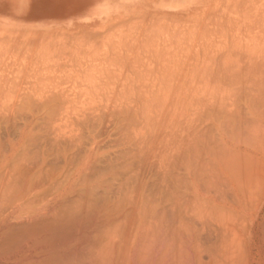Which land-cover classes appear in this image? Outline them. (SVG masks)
Segmentation results:
<instances>
[{"label": "bare ground", "instance_id": "bare-ground-1", "mask_svg": "<svg viewBox=\"0 0 264 264\" xmlns=\"http://www.w3.org/2000/svg\"><path fill=\"white\" fill-rule=\"evenodd\" d=\"M123 1L110 0L109 2L114 9L115 6L121 7ZM129 1L131 5L132 2L135 4L134 0H125L126 3H123V6ZM208 1L155 0V5L162 17L164 15V18L170 16L175 19L187 15V11L195 3L203 2L204 5ZM234 1L232 0V2ZM248 2L250 4V1ZM233 4L235 6L236 1ZM228 5L230 7V3ZM233 10L236 12L235 9ZM240 11L245 14L247 12L243 8ZM252 11L254 12L253 9ZM112 12L108 17H100L99 24L103 28H105V23L108 24L111 19L116 18V16L110 18ZM241 12L237 13L242 14ZM145 13L143 11L142 14L146 15ZM248 13L250 12L248 11ZM245 14L241 16H245ZM248 15L245 17L249 18ZM151 16L153 17V14ZM218 16H220L219 13ZM258 16L260 15L258 14ZM162 17L160 18L162 19ZM260 19L262 18L260 17ZM86 23L85 21L83 25L87 26ZM221 23L222 26L226 25ZM248 24L252 25L253 22ZM256 26L254 25V27ZM167 27L169 26L167 25ZM254 27L251 30H254ZM220 28L223 31L224 28ZM108 29L110 30V28ZM261 29L258 32L262 31ZM221 30L219 29V33L217 32L219 37ZM32 31H30L31 34ZM193 31L196 30L193 29ZM81 32L83 31L80 30ZM127 32L126 36L129 34V30ZM199 32L197 31V33ZM256 32L254 35H257ZM38 33L40 32L38 31ZM156 34L158 33L156 32ZM5 36L8 38L7 35ZM11 36H13L12 33ZM31 36L34 37L35 34ZM76 36L78 37L79 34ZM81 36L73 39V35L72 42H77L74 45L77 46L78 42L81 43ZM83 36L85 37V35ZM158 36L161 38L160 35ZM32 37L28 39L30 40ZM129 37L133 39L132 36H128V39ZM257 37L260 39L259 36ZM102 41L99 40V44ZM183 43L179 44L183 46ZM235 43L233 45H236ZM23 44L25 46L24 41ZM53 44L51 43L50 46L56 48L54 53L59 54L57 49L61 50L60 54L62 52L64 54L67 48L68 51L70 50L69 47L65 48L61 44L62 51L60 46L57 47L58 44L55 42ZM111 44L114 46L115 42H111ZM147 44L145 45L148 46ZM40 45L42 43L36 44L37 48L33 47V51L35 52L43 46ZM92 45L96 44L93 42ZM186 45L189 47L188 44ZM261 45L257 44L256 48L258 46L261 48ZM24 46L22 45L20 49ZM38 46H40L39 49ZM76 46H72L74 49H72V53ZM83 46H78L82 51L77 53L78 49L75 51L78 56L80 52H86L85 48L82 49ZM107 46H109V42ZM242 46L246 47L248 44ZM53 47H50L51 50L53 49L52 52L54 51ZM90 47L93 48L91 45ZM130 47V49L133 48V46ZM240 47L238 49L236 46L235 49L238 51L243 48ZM42 49L43 47L40 49L43 52L44 49ZM174 49L176 50V48ZM206 49L208 50V47ZM243 49L245 50V48ZM262 49L264 50L263 47ZM16 50L19 51V49ZM48 50L50 52V49ZM48 50H44V53ZM175 50L172 52L174 53ZM230 51L223 54L224 56L216 55L219 57L216 61L218 66L215 64L218 57H215L213 64L216 69L213 67L214 71L210 70L217 76L215 77L210 72L214 76L213 81L216 82L213 85L207 84L212 79L211 77L209 79L206 74L209 81H206L205 85V81L202 83L199 80L203 86L193 85L190 87L189 85L187 87L188 83L185 86H166V88H161V91L159 90L162 93L153 94L150 92L151 95L150 93L142 94L141 97L135 99L128 97L129 99L124 102L121 99H119L121 101L112 99L109 101V98L104 96L105 94L93 93L90 96H104V99L98 98V100L87 102L78 99L75 102L74 98L70 97V103L67 99L70 94L67 91L64 95L65 89L62 91L63 93L60 89V93L58 90L56 93L52 91L56 95L54 98L51 93L46 94L47 99L44 97V100H41L43 96L38 97L39 102L36 100V96L32 97L35 100L33 101L28 95L30 91H26L28 96L26 95L25 99L22 97L24 102L20 99L21 102L17 100V103H13L12 100V103L8 104L5 102L6 97L5 101L3 100L6 104L0 105L2 107L0 108V264H264V51L262 53L256 50V53L250 49L249 56H247L248 50L244 51V53H248L245 56L241 50L240 54H235L232 49L235 56L237 55L238 59L236 57L235 59L238 61L233 60V57L232 60L235 62L230 60V63L227 62L228 67L224 68L227 65L224 66V63L221 62L226 59L220 61V58L229 56ZM166 52L164 51V53ZM39 53L41 55V52ZM51 54L53 53L50 55L48 53V57ZM58 54L54 57L60 55ZM231 55H233L232 52ZM75 56L72 55V57ZM201 56L203 57L204 54ZM213 56L211 55L209 59L211 62ZM41 57L43 59V56ZM95 57L97 58V56ZM121 57L124 56L117 58ZM35 59L37 61V58ZM108 59H106L107 65L110 62ZM30 61L35 63V60ZM58 61L56 63L60 62ZM64 63L67 64L68 61ZM78 63L80 65L81 60ZM219 64H221L220 68L224 66L223 70L218 68ZM78 67L75 68L80 72ZM100 67L104 71V67ZM213 68L211 67V69ZM72 69L74 70V68ZM153 69L151 68L150 71ZM20 70L23 71L22 68ZM215 70L219 72H215ZM78 71H76L77 74ZM177 71L178 68L175 71L176 74ZM201 71L203 70L201 69ZM20 72L19 74L23 76ZM244 72L247 73L245 77L242 76L245 74ZM81 73L79 77L83 76ZM87 74L89 75V72ZM201 74L203 73H199V75ZM211 74L210 76H212ZM204 75L201 76L203 79ZM121 76L123 77V75ZM89 77L92 78L89 75L87 79H90ZM183 77L181 76V78ZM190 77L189 80H191ZM195 77L197 76L194 75L192 79ZM201 77L198 76L196 79ZM153 78L155 79L154 76ZM170 78L171 80L173 78V84L174 78L177 77L173 75ZM134 79H137L136 76ZM207 79L205 78V80ZM1 80L3 79L1 78ZM5 81L8 83L7 80ZM21 81L18 82L21 83ZM186 81L188 80L186 79ZM4 82H2V86L6 85L3 84ZM18 82L16 81V83ZM85 83L87 82L85 81ZM11 84L15 85L13 82ZM2 86L0 87V89L2 88L1 93L8 91V86L6 89ZM21 87L19 86V89ZM16 88L15 85L14 89ZM35 88L38 89L32 86V89ZM138 88L139 86L137 90ZM10 89L12 90V88ZM14 92L12 90V93ZM24 92H22L23 96H25ZM34 92L36 93V91ZM12 93H9V96ZM35 93L31 95L34 96ZM67 94L68 96H66ZM19 95L21 97V94ZM118 95L125 96L122 93L116 94L118 98ZM149 95L155 96V102L152 103H155V106L150 105V99L145 98ZM26 99L28 100L26 101Z\"/></svg>", "mask_w": 264, "mask_h": 264}, {"label": "rangeland", "instance_id": "rangeland-1", "mask_svg": "<svg viewBox=\"0 0 264 264\" xmlns=\"http://www.w3.org/2000/svg\"><path fill=\"white\" fill-rule=\"evenodd\" d=\"M110 0H0V40H2L1 42H0V87L2 86V82H4L5 80H7V82L8 83H3V84H8L7 86H8V91L6 92L5 90H4V88L6 89L7 88V86L6 85H4V86H2V87H4L3 88V90L5 91L4 93H3V91H2V93H1V91H0V105L1 106H3L2 104H6L7 102H8V104L9 103H12V100H13V103L14 102H16L17 103V100H19V102H21L20 101V99L23 101V99H25V97H26V95H27V92H29L28 93V95L29 96H31V98L33 97H37L36 98V100L38 101V97L39 98H41L42 96V98H41V100L43 99L44 100V97H45V95L47 94L48 95V93H51L52 95H54V93H52V91L54 92L55 91V93L57 92V90L59 91V89H60V91L62 92L63 91V89H65V91H64V95H65V92H67L68 94H70L69 96H68V94L66 95V96H68V98L66 97V96H64V97H66L67 99H68V101L70 102L71 101V99H73V100H75V102H77L78 101V99L81 101V99H83V102H87V101H93V100H98V98H102V99H104L103 97L105 96L106 98H109V101H110V99H112L113 101H121V100H123L122 102H124V101H127L129 98L128 97H131V99H135V98H139V97H141V95L142 94H148V93H153V94H158V93H162V92H160L161 90V88L163 89V88H166V86H169V87H175L176 85L178 86V85H181V86H185V84L187 85V83H188V86L187 87H189V85H190V87L192 86L193 87V85L194 86H196V85H200V86H203L202 85V83H204V81H205V83H204V85L206 84V81L208 82L209 81V79H210V77H211V79L212 80H210L207 84L208 85H213V83L214 84H216V82L215 81H213V78H214V74L210 71V70H212V71H214V68L216 69V66H218L217 64V60L219 59V57H220V55H223V54H226V52H228L229 50H231L230 52H229V56L228 55H226L225 57H223V56H221V58H220V61H221V59L223 60L224 58L226 59V60H223L221 63L225 66V65H227L226 67H224L223 65V67L224 68H227L228 67V63H230L231 61L230 60H232V58L234 57V59L233 60H236V61H238L237 59V55L235 56V54L237 53V54H240L239 52H241L242 50H244L243 48H245V50L244 51H247L248 50V55L246 54V53H244V51H242V53L243 54H245V56L247 55V56H249L250 55V49L252 50V52H256V50L257 51H260V52H262V51H264L263 49H262V47L264 48V37H262V36H264V28H262V26H264V0H253L254 1V3H253V1L252 0H235L236 1V3L237 4H235V6H236V8H234L235 6H233L234 4L233 3H235V1L234 2H232V0H230L229 2H228V0H220L219 2H218V0H209L208 2H206L204 5H203V2H197V3H195V5L192 7V8H190L189 9V11H187V15H183V16H181V17H177V18H175V19H173L172 17H170V16H166L167 17V19H165L164 18V15H163V17H162V14H159L160 12H159V10L158 9H156V5H155V0H134L135 1V4H133V2H132V5H131V3H130V1L127 3V4H124V6H123V3H126V2H121V7H117V6H115L114 7V9L112 8V6L110 5V2H109ZM141 1V2H140ZM240 1V2H239ZM245 1V2H244ZM248 1H250V4H249V2ZM136 2H138L137 4H139V5H137L136 4ZM217 2H218V4H217ZM220 2H222V3H220ZM224 2V3H223ZM258 4H257V3ZM213 3V4H212ZM230 3V7H228L229 4ZM232 3V4H231ZM238 3H241V5L242 6H240V4H238ZM245 3V4H244ZM256 3V4H255ZM141 4V5H140ZM253 6H252V5ZM212 5V6H211ZM216 5V6H215ZM219 5V6H218ZM220 5H221V7H220ZM223 5V6H222ZM238 5V6H237ZM248 5V6H247ZM133 6V7H132ZM203 6H204V9H203ZM209 6V7H208ZM211 6V7H210ZM227 6V7H226ZM232 6H233V9H235L236 10V12L232 9ZM252 6V7H251ZM239 7V9L241 10V8H243V9H245V11H247L246 12V14L244 13V12H241L239 9H237ZM251 9H250V8ZM134 8V9H133ZM213 8H215V9H213ZM247 8H249V9H247ZM263 8V9H262ZM115 9H117V10H115ZM206 9H208V10H206ZM209 9H210V11H209ZM247 9V10H246ZM252 9L254 10V12L252 11ZM259 9V10H258ZM213 10V11H212ZM251 10V11H250ZM113 11V12H112ZM143 11H144V13L146 14V15H143L142 13H143ZM154 11H156L155 13L157 14V15H154L155 13H154ZM243 11V10H242ZM248 11L251 13V15H250V13H248ZM260 11V12H259ZM85 13V15L84 16H82V17H80V19L79 20H74L73 18H71V17H73V15L74 14H76V13ZM110 12H112V16L110 17V18H113L114 16H116V18L114 19V20H112L111 19V22L110 23H108V24H104V27L105 28H103V26H101L99 23H100V21H101V19H100V17L101 16H103V17H108V15H109V13ZM148 12V13H147ZM153 12V13H152ZM205 12V13H204ZM210 12V13H209ZM242 13V14H238V13ZM114 13V14H113ZM150 13V14H149ZM153 14V17L151 16L152 14ZM208 13H209V15H208ZM218 13L220 14V16H218ZM249 15H248V14ZM254 13V14H253ZM140 14V15H139ZM214 14V15H213ZM215 14H217V15H215ZM245 14V16L246 15H248L249 16V18L247 17H245V16H241V15H244ZM253 14V15H252ZM258 14L260 15V16H258ZM131 15V16H130ZM143 15V16H142ZM159 15V16H158ZM161 15V16H160ZM191 17H190V16ZM204 15V17H202ZM206 15V16H205ZM262 15V16H261ZM125 16V18H122V17H124ZM145 16V18H143ZM216 16H217V19H216ZM223 16V17H222ZM252 16V17H251ZM257 16V17H256ZM151 17V19L149 20V18ZM156 17V18H155ZM160 17H162V19L160 18ZM219 17H221V18H219ZM227 17H228V19H227ZM243 17V18H242ZM260 17L262 18V19H260ZM102 18V17H101ZM109 18V19H110ZM147 18V19H146ZM158 18V19H157ZM160 18V19H159ZM186 18V19H185ZM191 18H192V20H191ZM194 18V19H193ZM208 18V19H207ZM241 18V21H239V19ZM146 19V20H145ZM155 19V20H154ZM165 19V20H164ZM177 19V20H176ZM201 19V20H200ZM210 19H211V21H214V22H211L210 21ZM214 19V20H213ZM235 19V20H234ZM252 19V21H250ZM259 21V22H262L261 24L257 21V20ZM88 20V21H87ZM120 20V21H119ZM131 20V21H130ZM142 20V21H141ZM154 20V21H153ZM156 20H157V22H156ZM191 20V21H190ZM196 20V21H195ZM231 20H233L232 22H231ZM254 20V21H253ZM256 20V21H255ZM85 21L87 22L86 24H87V26H85V25H83L84 23H85ZM117 21H118V23H117ZM126 23H125V22ZM137 21V22H136ZM148 21V22H147ZM167 21V22H166ZM176 21V22H175ZM185 21H187V22H185ZM200 21H201V23H200ZM227 21H228V23H227ZM235 21H236V24H235ZM115 22H116V24H115ZM131 22H133V23H131ZM145 22H147L146 24H145ZM163 22V23H162ZM184 22V23H183ZM198 22V23H197ZM221 22H223V25H225V26H222V23ZM252 23L253 22V26L250 24H248V23ZM256 24H255V23ZM82 25H81V24ZM122 23V24H121ZM137 23V24H136ZM150 23V24H149ZM156 23V24H155ZM172 23V24H171ZM195 23V24H194ZM80 24V25H79ZM112 24V25H111ZM119 24H121V25H119ZM148 24V25H147ZM169 26V27H167V25ZM172 26H171V25ZM194 24V25H193ZM198 24H199V27H198ZM227 24H228V26H227ZM108 25V26H107ZM116 25V26H115ZM127 27H126V26ZM133 25V26H132ZM191 25V26H190ZM232 25V26H231ZM236 25V26H235ZM254 25H257L256 27H254ZM259 25V26H258ZM101 26V27H100ZM119 26V27H118ZM141 26V27H140ZM145 26V27H144ZM246 26V27H245ZM113 27H114V29H113ZM116 27V28H115ZM121 27H123V28H121ZM181 27V28H180ZM197 27V28H196ZM204 27H205V29H204ZM220 27H222V29H223V31L221 30V28ZM228 29H227V28ZM248 27V28H247ZM252 27H254V30L252 29L251 30V28ZM262 29H261V28ZM99 28V29H98ZM103 28V29H102ZM108 28H110V30L108 29ZM131 28H133V29H131ZM140 28V29H139ZM163 28V29H162ZM177 28V29H176ZM179 28V29H178ZM196 28V29H195ZM13 29V31L14 30H16L15 31V33H17L16 35H15V33H13V31H10L9 32V30H12ZM17 29H18V31H19V33H18V31H17ZM85 29V30H84ZM138 29V30H137ZM161 31H160V30ZM193 29L194 30H196V31H193ZM217 29V30H216ZM219 29L222 31V32H224V33H222L221 31H220V37L218 36V31H219ZM227 29V30H226ZM229 29H230V31H229ZM259 29H261L262 31H259L258 32V30ZM2 30V31H1ZM33 30V31H32ZM35 30H37V31H35ZM78 30V31H77ZM80 30H82L83 32H81L80 33ZM108 30V31H107ZM114 30V32L112 33V31ZM129 30V34L126 36V34L128 33L127 31ZM142 30H143V32H142ZM155 30V31H154ZM158 30V31H157ZM169 30V31H168ZM179 30H180V32H179ZM182 30V31H181ZM187 30V31H186ZM189 30H190V32H189ZM199 30H200V32H199ZM256 30H257V32H256ZM6 31V32H5ZM9 32V34H8V32ZM24 31V32H23ZM30 31H32V34H31V32ZM38 31L40 32V33H38ZM75 31H76V34H75ZM123 31H125V32H123ZM133 32V33H130V32ZM136 31V32H135ZM146 31V32H145ZM160 31V32H159ZM165 31V32H164ZM186 31V32H185ZM197 31L199 32V33H197ZM215 31V32H214ZM246 31V32H245ZM250 31V32H249ZM252 31V32H251ZM21 32V33H20ZM33 32H34V34H35V36H34V34H33ZM72 32H74V33H72ZM86 32H88V33H86ZM106 32V33H105ZM111 32V33H110ZM118 34H116V33ZM119 32H120V34H119ZM152 34H151V33ZM156 32L158 33V34H156ZM162 32V33H161ZM185 32V34H182V33H184ZM189 32V33H188ZM218 32V33H217ZM240 32V33H239ZM254 32H256L257 33V35H254L255 33ZM262 32H263V34H262ZM5 33V34H4ZM11 33H12V35L13 36H11ZM23 33V34H22ZM24 33H25V36H24ZM30 33V34H29ZM38 33V34H37ZM86 33V34H85ZM110 35H109V34ZM136 33V34H135ZM138 33V34H137ZM155 33V34H154ZM160 33V34H159ZM179 33V34H178ZM188 33V34H187ZM194 33V34H193ZM196 33V34H195ZM227 33V34H226ZM244 33H246V34H244ZM4 34V35H3ZM37 34V35H36ZM77 34H79V36H81L80 38H81V43L80 42H78V45L76 46V45H74V44H77V42H72L73 41V39H76V38H78L76 35ZM91 34V35H90ZM94 34V35H93ZM123 34V35H122ZM204 34H206V35H204ZM223 36H222V35ZM230 34V35H229ZM5 35H7L8 36V38H6V36ZM28 35H33L34 37H32V39H28V38H31L30 36H28ZM70 35V36H69ZM73 35H74V37H73ZM83 35H85V37L83 36ZM87 35V36H86ZM95 35H97V36H95ZM134 35H136V36H134ZM142 35V36H141ZM151 35H153V36H151ZM158 35H160V37L161 38H159V36ZM175 35H176V37H175ZM225 35V36H224ZM245 35H247V36H245ZM251 36V38H250V36ZM4 38H3V37ZM49 36V37H48ZM67 36H68V38H67ZM90 36V37H89ZM101 36V37H100ZM111 36V37H110ZM120 36V37H119ZM128 36H132L133 37V39L131 38V37H129V39H128ZM141 36V37H140ZM183 36V37H182ZM201 36V37H200ZM218 36V37H217ZM257 36H259L260 37V39H258V37ZM15 37H19L18 39L17 38H15ZM20 37H21V39H20ZM23 37V38H22ZM53 37V38H52ZM70 37H71V40H69L70 39ZM72 37H73V39H72ZM87 37V38H86ZM90 39H89V38ZM95 39H94V38ZM107 37V38H106ZM134 37H135V39H134ZM150 37V38H149ZM153 37H154V39H153ZM175 37V40L173 39ZM178 37V38H177ZM185 37V38H184ZM224 37V38H223ZM244 37V38H243ZM255 37V38H254ZM263 39H262V38ZM10 38H11V40H10ZM49 38H50V41H49ZM66 38V39H65ZM84 38V39H83ZM85 38H86V40H85ZM99 38V39H98ZM185 40H184V39ZM16 39V40H15ZM34 39H35V41H34ZM64 39V40H63ZM88 39V40H87ZM97 39V40H96ZM106 39V40H105ZM116 39V40H115ZM122 39V40H121ZM131 39V40H130ZM172 39V40H171ZM176 39H178V40H176ZM244 39V40H243ZM247 39H248V41H247ZM262 39V40H261ZM9 40V41H8ZM21 40H23L24 42H25V46H24V44H23V41H21ZM29 40V41H28ZM37 40V41H36ZM39 40V41H38ZM41 40V41H40ZM44 40H46V41H44ZM54 40V41H53ZM60 40V41H59ZM68 40V41H67ZM79 40H77V41H79ZM82 40H84V41H82ZM89 40H91V42H89ZM95 40V41H94ZM99 40L100 41H102V40H104V41H102V42H100V44H99ZM111 40V41H110ZM113 40V41H112ZM128 40V41H127ZM135 40V41H134ZM174 40V41H173ZM180 40V41H179ZM183 40V41H182ZM195 40V41H194ZM216 40V41H215ZM222 40H223V42H222ZM229 40V41H228ZM233 40V41H232ZM238 41V44H237V41ZM242 40H243V42H242ZM250 40V41H249ZM251 40H254V41H251ZM256 40V41H255ZM261 40V41H260ZM4 41V42H3ZM32 41V42H31ZM34 41V42H33ZM45 42V43H43V42ZM63 41V42H62ZM76 41V40H75ZM86 41V42H85ZM124 41V42H123ZM171 41V42H170ZM194 41V42H193ZM197 41H198V43H197ZM213 41V42H212ZM222 43H221V42ZM3 42V43H2ZM6 42V43H5ZM10 44H8V43ZM12 42H14V43H12ZM22 42V43H21ZM50 42V43H49ZM55 42V44H58L57 45V47L58 46H60L61 47V44L66 48V47H69V51H68V48H67V50L65 49V53H66V55H65V53L63 54V52L60 54V51L61 50H59L58 51V49H57V52H59V54L58 53H54L56 50V46L53 44ZM65 42V43H64ZM68 42H70V43H68ZM83 42V43H82ZM89 42V43H88ZM94 42V44H96L95 46L94 45H92V43ZM105 42V43H104ZM106 42H107V45H108V42H109V46L111 45V47H109V46H107L106 45ZM111 42L113 43V42H115V45L114 46H112V44H111ZM182 42H184L183 44V46H181L180 44H182ZM209 42V43H208ZM236 42V43H235ZM255 43V42H257V43H255V44H253V43ZM1 43L4 45V47L2 48V45H1ZM15 43H19L18 45L16 44V46H15ZM33 43V44H32ZM38 45V43L39 44H41L42 43V45H40V46H42L43 47V49L47 46H50L51 45V43L55 46V47H53V46H50V47H53L54 48V51L52 52V50H51V48L50 47H48V49H50V52H49V50L47 49V47L44 49V50H48V51H46L45 53H44V50H43V52L40 50L41 48H40V46H38V49L39 50H35L37 47H36V44ZM98 43V44H97ZM103 43V44H102ZM123 43V44H122ZM126 44V46H125V44ZM142 43V44H141ZM148 43V44H147ZM179 45H178V44ZM190 43V44H189ZM231 43V44H230ZM233 43H235L236 45H233ZM240 43H243L242 45H244V46H246V43L248 44V46H246V47H243ZM250 43H252V44H250ZM12 44V45H11ZM14 44V45H13ZM66 44V45H65ZM68 44V45H67ZM72 44V45H71ZM89 44V45H88ZM105 44V45H104ZM120 44V45H119ZM145 44H147L148 46H146ZM151 44V45H150ZM152 44H153V47H152ZM159 44V45H158ZM186 44H188V46L189 47H187V45ZM196 44V45H195ZM207 44H209V45H207ZM250 44V45H249ZM257 44L260 46L261 44H263V45H261L262 47L260 48L259 46H258V48H256L257 47ZM7 45H9V46H11V47H6ZM23 45L24 47L23 48H21L20 49V47ZM69 45H71V46H69ZM84 45V46H83ZM90 45L91 46H93V48L92 47H90ZM101 45L102 46V48H101V46L99 47V46ZM170 45H172V46H170ZM175 45V46H174ZM228 45H229V47H228ZM231 45V46H230ZM233 45V46H232ZM252 45V46H251ZM18 46V48H16ZM45 46V47H44ZM74 46H76V48H75V51L78 49V51H76V53L77 52H79V51H82L81 50V47L83 46V48L82 49H84V51H86L85 53H82V52H80V57L75 53V51H74V53H75V55H74V53H72L73 52V47ZM78 46H81V47H78ZM90 48H92L91 49V51H89V47ZM97 46V47H96ZM121 46H122V48H121ZM130 46H133V48L132 49H130L131 47ZM138 46V47H137ZM141 46V47H140ZM145 46V47H144ZM177 46V47H176ZM179 46H180V48H179ZM186 46V48H183L182 49V47H185ZM207 46L208 47V50L205 48V47ZM236 46H238V49H239V47L241 46V47H243L242 49H240V50H238L237 51V49H235L236 48ZM253 46H254V48H253ZM33 47L35 48L34 50H35V52L33 51ZM89 48V49H87V48ZM96 48V50H95V48ZM148 47V48H147ZM162 49H161V48ZM192 47V48H191ZM195 49H194V48ZM227 47V48H226ZM240 47V48H241ZM251 47V48H250ZM19 49V51H17L16 49ZM110 48H111V50H112V52H114V53H112L111 51H110ZM120 48V49H119ZM124 48V49H123ZM170 50L169 52H168V50ZM174 48H176V50L174 49ZM205 50H204V49ZM226 48V49H225ZM228 48H229V50H228ZM231 48V49H230ZM246 48H248V49H246ZM23 49V50H22ZM61 49H62V47H61ZM73 49V50H72ZM80 49V50H79ZM99 49V50H98ZM100 49H102L103 50V52H102V50H100ZM119 49V51H117L116 52V50H118ZM142 49V50H141ZM164 49V50H163ZM186 49V50H185ZM194 50V51H192V50ZM232 49H233V51H235V54H234V52L232 51ZM262 49V50H261ZM15 50H16V53H15ZM98 50V51H97ZM134 50V51H133ZM144 50V51H143ZM173 50H175L174 51V53L172 52ZM191 50V52H189ZM203 50H204V53H203ZM210 50V51H209ZM226 50V51H225ZM254 50V51H253ZM7 51V52H6ZM20 51H22V52H20ZM37 51V52H36ZM62 51H63V49H62ZM68 51V52H67ZM94 51H96V53H94ZM108 51V52H107ZM111 53H110V52ZM141 51V52H140ZM156 51V52H155ZM162 51V52H161ZM164 51L166 52V53H164ZM196 51V52H195ZM206 51V52H205ZM208 51H209V53H208ZM214 51V52H213ZM237 51V52H236ZM18 52V53H17ZM39 52H41V55H40V53ZM71 52V53H70ZM88 52H90V53H88ZM94 54H93V53ZM180 53V54H177V53ZM202 52V53H201ZM231 52L233 53V55H231ZM35 53H37V54H35ZM42 53H43V55H42ZM49 53V55H50V53H53V54H51V56L50 57H48V54ZM82 53V54H81ZM100 53V54H99ZM108 53V54H107ZM110 53V54H109ZM123 53V54H122ZM124 53H125V55H124ZM163 53V54H162ZM181 53H182V55H181ZM186 53H188V54H186ZM201 53V54H200ZM257 53V52H256ZM259 53V52H258ZM263 53V52H262ZM39 54V55H38ZM59 55V56H61L62 58H60L59 56H57V57H59L58 59H57V57H54L55 55ZM63 54V55H62ZM68 54H70V55H68ZM73 56H75V57H72V55ZM89 54H93V55H89ZM99 54V55H98ZM104 54V55H103ZM200 54V55H199ZM204 54V56L202 57L201 55H203ZM219 55V57L218 56H216V55ZM44 55H46V56H44ZM52 55H53V57H52ZM66 57H65V56ZM101 55V56H100ZM102 55H103V57H102ZM124 56V57H121L120 59H118L120 56ZM175 55V56H174ZM176 55H180L179 57L178 56H176ZM196 55V56H195ZM208 55V56H207ZM210 55V56H209ZM211 55H214L213 57H212V62H211V60H209L210 58H211ZM41 56H43V59H42V57ZM64 56V57H63ZM71 56V57H70ZM86 57V58H84V57ZM92 56V57H91ZM95 56H97V58L95 57ZM100 58H99V57ZM109 56V57H108ZM135 56V57H134ZM144 56V57H143ZM157 56V57H156ZM164 56H165V58H164ZM186 56V57H185ZM191 56H192V58H191ZM195 56V57H194ZM199 56V57H198ZM206 56V57H205ZM227 56H228V58H227ZM240 56V55H239ZM241 56H242V54H241ZM41 57V58H40ZM52 57V58H51ZM72 59V61H71V59ZM106 57V58H105ZM111 57V58H110ZM118 57V58H117ZM137 57V58H136ZM182 57V58H181ZM201 57V58H200ZM209 57V58H208ZM215 57L217 58L216 60H215ZM230 57V58H229ZM235 57L237 58V59H235ZM20 58V59H19ZM35 58H37V61H38V63H37V61H36V59ZM41 59L40 61H39V59ZM44 58H46L45 59V61H44ZM49 58V59H48ZM50 58H51V60H50ZM75 58H77L76 60H75ZM80 58V59H79ZM83 58H84V60H83ZM93 58H94V60H93ZM108 58H110V59H108ZM139 58V59H138ZM175 58V59H174ZM195 58V59H194ZM204 58H208L206 61H205V59ZM214 58V59H213ZM246 58H248V57H246ZM53 59H56L55 61L53 60ZM63 59V60H62ZM68 59V60H67ZM101 59H103L101 62H100V60ZM106 59H108V65H107V60ZM112 59V60H111ZM163 59V60H162ZM184 59V60H183ZM191 59V60H190ZM194 59V61H192ZM201 59V60H200ZM18 60V61H17ZM30 60H32V61H34L35 60V63L34 62H31ZM47 60H49V61H47ZM53 60V61H52ZM57 60H59L60 62L62 61H64V62H66L67 63V61H68V63L67 64H65L64 62L62 63H60L59 61V63H56L57 62ZM67 60V61H66ZM70 60V61H69ZM78 60V61H77ZM80 60H81V63H80V65H79V63L78 62H80ZM146 60H147V62H146ZM174 60V61H173ZM183 60V62H180V61H182ZM215 60V64H216V66L214 67V61ZM232 60V62H235V61H233ZM50 61H52V62H50ZM74 61H75V63H74ZM77 61V62H76ZM82 61H84V62H82ZM100 63H99V62ZM105 61H106V63H105ZM114 61H117L116 63L114 62ZM152 61V62H151ZM168 61V62H167ZM189 61H190V63H192V64H190L189 63ZM199 61H201V63H198ZM204 61V62H203ZM54 62V63H53ZM103 62V63H102ZM155 62H157V63H155ZM160 62V63H159ZM172 62V63H171ZM194 62V63H193ZM228 62V63H227ZM34 63V64H33ZM72 63H74V64H72ZM95 63V64H94ZM97 63H98V65H97ZM102 63V64H101ZM113 63V64H112ZM155 63V64H154ZM179 63V64H178ZM181 63V64H180ZM204 63V65H202ZM212 63V64H211ZM73 66H72V65ZM84 64V65H83ZM94 64V65H93ZM172 66H171V65ZM190 64V65H189ZM198 64H199V66H201L200 68L203 70V71H201L203 74H201V75H199V73H201L200 72V70H199V66H198ZM32 65V66H31ZM67 65V66H66ZM78 65H79V67H78ZM97 65V66H96ZM105 65V66H104ZM138 65H139V67H138ZM160 65H161V67H160ZM175 65V66H174ZM195 65V66H194ZM220 65L221 64H219V69L221 70V68H222V70L224 69L223 67H221L220 68ZM78 67V69L79 70H81L80 72L78 71V70H76L77 68H75V67ZM100 66H102V67H104L103 69H104V71L102 70V68L100 67ZM155 66V67H154ZM169 66V67H168ZM185 66V67H184ZM189 66V67H188ZM208 66H209V68H208ZM213 68V69H211V67ZM85 67V68H84ZM97 67V68H96ZM99 67V68H98ZM105 67H106V69H105ZM109 67V68H108ZM198 67V68H197ZM16 68V69H15ZM22 68V70L23 71H21L20 69ZM72 68H74V70L72 69ZM85 69V71H83L84 69ZM101 68V69H100ZM108 68V69H107ZM146 68V69H145ZM153 69L152 71H150V69ZM160 68V69H159ZM175 68V70H173ZM178 68V71H177V74H176V69ZM179 68H183L182 70H180ZM186 68V69H185ZM188 68H189V70H188ZM205 70H204V69ZM217 68V69H218ZM34 69V70H33ZM87 69V70H86ZM171 69V70H170ZM185 69V70H184ZM194 69H195V71H194ZM197 69H198V71H197ZM206 69H207V71L209 72H207L206 71ZM218 69V70H219ZM18 70V71H17ZM21 72H20V71ZM100 70V72H98V71ZM146 70V71H145ZM217 70V71H218ZM76 71H78V74H77V72ZM92 71V72H91ZM124 71V72H123ZM167 71V72H166ZM183 73H182V72ZM189 71V72H188ZM205 71V72H204ZM216 70H215V72H217ZM16 72H17V76H20V77H17L16 76ZM19 72L23 75V76H21L20 74H19ZM82 72V73H81ZM86 74H85V73ZM87 72H89V75L90 76H92V78L94 77V76H96V77H94L93 79L92 78H90L91 80H93V81H91L90 79H87L88 78V74H87ZM173 72H175V73H173ZM189 74H188V73ZM196 72V73H195ZM197 72H198V75H197ZM207 72V73H206ZM214 75H212L211 73ZM219 72V71H218ZM80 73L83 75L82 77H79V76H81L80 75ZM84 73V74H83ZM92 73V74H91ZM122 73V74H121ZM152 73V74H151ZM172 73V74H171ZM192 75H191V74ZM245 73V74H244ZM243 74L244 75H242V73H241V75L242 76H247L246 74V72H244ZM95 74V75H94ZM205 74V75H204ZM206 74H207V76H208V78L209 79H207V76H206ZM210 74L212 75V76H210ZM25 75V76H24ZM76 75H78V76H76ZM121 75H123V77L121 76ZM158 75V76H157ZM173 75H174V77H177L178 79H180V80H178L177 78L175 79L174 78V83L172 84V82H173V78H172V80H171V78L170 77H173ZM179 75H181L183 78H181V76L179 77ZM194 75L195 76H197V77H195L194 79H192V77H194ZM204 75V79H203V77H201V76H203ZM221 75V74H220ZM225 75V74H224ZM4 76H6V77H8V79H6V77H5V79H4ZM16 76V77H15ZM75 76V77H74ZM104 76V77H103ZM112 76V77H111ZM116 76V77H115ZM135 76H136V80L134 79L135 78ZM153 76L155 77V79L153 78ZM165 76V77H164ZM187 76H191L190 77V79L191 80H189L188 78L189 77H187ZM198 76L199 77H201V78H199L198 80L196 79V78H198ZM218 76H219V74H218ZM13 77H15L14 79L18 82H20L21 81V79H22V81H21V83H16V81L12 78ZM83 77H84V79H83ZM158 77H159V79L161 80H159L158 79ZM170 78V80H169V78ZM215 77H217V76H215ZM239 77H241L240 76V74H239ZM1 78L3 79V80H1ZM12 80H10V79ZM77 80H76V79ZM205 78L207 79V80H205ZM20 79V80H19ZM24 79V80H23ZM99 79V80H98ZM186 79L188 80V81H191V82H188V81H186ZM203 79V80H202ZM9 80V81H8ZM15 82H14V81ZM87 82V83H85V81ZM159 82H158V81ZM182 80V81H181ZM196 80H197V83H195L196 82ZM199 80H201V82L202 83H199L200 81ZM13 82V84H15L16 85V89H14V87H15V85L14 86H12V84H11V82ZM24 81V82H23ZM72 81H73V83H72ZM79 81V82H78ZM90 81V82H89ZM128 81V82H127ZM167 81V82H166ZM178 81H179V83H178ZM184 81V82H183ZM213 81V82H212ZM76 82V83H75ZM109 82V83H108ZM157 84H156V83ZM186 82V83H185ZM212 82V83H211ZM81 83V84H80ZM85 83V84H84ZM90 83V85H88ZM150 83V84H149ZM177 83V84H176ZM31 84V85H30ZM83 84V85H82ZM86 84H87V87H86ZM105 84V85H104ZM115 84H116V86H115ZM124 84V85H123ZM169 84V85H168ZM172 84V85H171ZM222 84V83H221ZM11 85V87H9ZM21 85H22V87H21ZM29 85H30V88H29ZM69 85H71V86H69ZM75 85H77V86H75ZM173 85H175V86H173ZM19 86L21 87V88H23V89H19ZM32 86L34 87H37L38 89H39V92H38V89H32ZM65 86H66V88H65ZM69 86V87H68ZM82 86V87H81ZM124 87V88H122V87ZM134 86V87H133ZM139 86V88H138V90H137V87ZM159 86V87H158ZM165 86V87H164ZM181 86H179V87H181ZM80 87V88H79ZM85 87H86V89H85ZM115 87V88H114ZM157 87V88H156ZM168 87V88H169ZM10 88H12V90H13V92L16 94V92H17V89H18V92H19V94H21V97H20V95L18 94V92H17V94L15 95L14 93H12V90L10 89ZM62 88V89H61ZM75 88V89H74ZM88 88V89H87ZM116 88H117V90L118 91H120V92H118L117 90H116ZM122 88V89H121ZM48 90V91H46V90ZM78 89H80V90H78ZM113 89H115L114 91H112ZM122 91H121V90ZM0 90H2V88L0 89ZM20 90V91H19ZM25 92H24V91ZM36 91V93L34 92V91ZM74 90V91H73ZM84 90V92H81V91H83ZM93 90V91H92ZM101 90H102V92H101ZM124 90H126V91H124ZM138 92V94H137V92ZM142 90V91H141ZM160 90V91H159ZM27 91V92H26ZM46 91V92H45ZM60 91H59V93H60ZM73 91V92H72ZM105 91V92H104ZM135 91V92H134ZM22 92H24L25 94V96H23V93ZM41 92H45L44 94L43 93H41ZM5 93H7L6 95H5ZM9 93H12V95L10 94V96H9ZM33 93H35L34 94V96L33 95H31V94H33ZM41 93V95H39ZM63 93V92H62ZM105 94L104 96H90V94ZM125 94V96H122V95H118L119 96V98L116 96V94ZM136 93V95H134ZM151 93H150V95H151ZM1 94H3L2 96H4L5 95V97H2L1 96ZM37 94H38V96H37ZM51 94H49L50 96H51ZM113 94V95H112ZM127 94H129V95H127ZM131 94V95H130ZM15 95V96H14ZM27 95V96H28ZM74 95V96H73ZM106 95H108V96H106ZM145 96V98H148V99H150V105H153V106H155V103L154 104H152L153 102H155L154 101V98H155V96ZM56 95H54L53 96V98L55 97ZM57 96H60V95H58L57 94ZM63 96H61L62 98H63ZM80 98H79V97ZM85 98H83V97ZM90 96V97H89ZM115 96V97H114ZM135 96V97H134ZM6 97H7V99H6ZM9 97V98H8ZM14 99H13V98ZM22 97H23V99H22ZM52 97V96H51ZM50 97V98H51ZM71 97V99L69 100V98ZM78 97V98H77ZM111 97V98H110ZM134 97V98H133ZM3 98V99H2ZM32 98V99H33ZM46 98V97H45ZM49 98V99H50ZM52 98V99H53ZM77 100H76V99ZM88 98V99H87ZM90 98V99H89ZM106 98H105V100H106ZM159 98V97H158ZM5 99H6V101H5ZM10 99V100H9ZM47 99V98H46ZM116 99V100H115ZM119 99H121V100H119ZM153 99V101L151 102V100ZM6 102V103H4V101ZM28 99H26V101H27ZM3 101V102H2ZM33 101H35L34 99H33ZM36 101V102H37ZM24 102V101H23ZM39 102V101H38ZM41 102V101H40ZM74 102V101H73ZM71 103V102H70ZM0 108H2V107H0Z\"/></svg>", "mask_w": 264, "mask_h": 264}, {"label": "crops", "instance_id": "crops-1", "mask_svg": "<svg viewBox=\"0 0 264 264\" xmlns=\"http://www.w3.org/2000/svg\"><path fill=\"white\" fill-rule=\"evenodd\" d=\"M85 15V13H76V14H74L73 15V17H71V18H73L74 20H79L80 19V17H82V16H84Z\"/></svg>", "mask_w": 264, "mask_h": 264}]
</instances>
